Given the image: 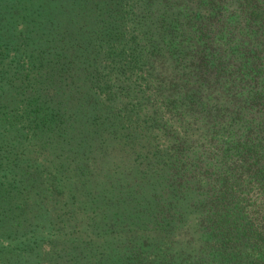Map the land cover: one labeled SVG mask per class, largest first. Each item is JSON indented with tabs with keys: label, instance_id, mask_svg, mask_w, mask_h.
Wrapping results in <instances>:
<instances>
[{
	"label": "trees",
	"instance_id": "1",
	"mask_svg": "<svg viewBox=\"0 0 264 264\" xmlns=\"http://www.w3.org/2000/svg\"><path fill=\"white\" fill-rule=\"evenodd\" d=\"M0 264H264V0H0Z\"/></svg>",
	"mask_w": 264,
	"mask_h": 264
}]
</instances>
